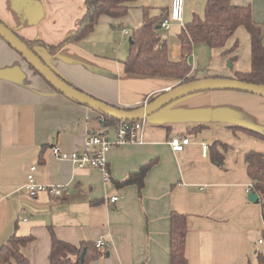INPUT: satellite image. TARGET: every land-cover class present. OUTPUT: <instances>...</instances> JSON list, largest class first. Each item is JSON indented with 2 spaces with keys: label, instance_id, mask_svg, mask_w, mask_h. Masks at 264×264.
<instances>
[{
  "label": "crops",
  "instance_id": "0c3cea01",
  "mask_svg": "<svg viewBox=\"0 0 264 264\" xmlns=\"http://www.w3.org/2000/svg\"><path fill=\"white\" fill-rule=\"evenodd\" d=\"M187 1L184 19L190 22L202 14V4ZM170 2L137 0L120 23L101 17L90 35L64 45L56 55L38 46L34 50L60 78L94 99L123 109L143 106L179 82L126 74L122 63L128 51H110L115 36L110 29L125 26L122 36H130L148 8L150 16L159 18L168 58L178 61L181 27L159 28ZM230 3L250 6L254 23H264V0ZM84 13L85 0H0V21L7 28L26 41L52 46L76 31ZM242 28L235 32L241 45L230 55L222 53L234 45L235 33L220 50L195 46L196 57L188 60L190 75L232 78L234 71L248 72L250 40ZM102 37L108 42L100 43ZM240 53L249 54V62L240 61ZM233 56L237 70L232 66L228 71L225 60ZM145 121L143 144L113 146L108 152L110 182L96 169L74 168L70 154L83 150L87 133L102 127L101 114L54 91L0 38V246L12 233L32 236L26 249L30 264H49L52 230L56 239L77 247L104 239L102 257L90 264H170L169 215L175 211L186 216V264H254L257 252L264 254V221L260 198L248 200L252 180L244 156L250 151L264 156V98L235 91L196 93ZM109 136L113 140V130ZM176 136L190 139L180 153L169 146ZM202 143L209 146L205 157ZM54 146L60 159L51 152ZM149 162L140 191L135 185H116ZM31 166L37 183L65 184L67 196L24 194L20 189ZM114 196L117 201L108 204Z\"/></svg>",
  "mask_w": 264,
  "mask_h": 264
},
{
  "label": "trees",
  "instance_id": "16d2710c",
  "mask_svg": "<svg viewBox=\"0 0 264 264\" xmlns=\"http://www.w3.org/2000/svg\"><path fill=\"white\" fill-rule=\"evenodd\" d=\"M136 1L85 0V13L76 31L55 46L40 41H26L16 33L14 34L27 44L29 49L36 55L38 54L34 49L38 46L46 49L53 56L58 54L64 45L79 41L90 35L101 17L120 23L128 14L131 4ZM158 20V17L150 16L146 8L142 9V22L139 27L130 32L132 43L129 44L128 55L122 63L126 74L172 79L179 82V84L193 81L195 80V75H190L192 66L188 60L192 55L194 47L203 44L210 51L223 49L236 30L239 27H243L249 35L250 40V70L245 73L234 71L232 78L264 86V46L262 43L264 23L262 24L263 26L254 23L250 6H235L230 3V0H207L203 16L193 15L191 21L185 23L181 28L177 36L180 43L181 56L175 62L168 58L166 42L158 34ZM237 47L238 44L236 42L229 50L224 51L222 54L224 56L230 55L236 51ZM235 60L236 56L229 58L230 63H233ZM44 64L46 63L44 62ZM27 65L33 70L29 64ZM33 72L39 76L34 70ZM48 86L50 85L48 84ZM53 90L56 91L55 89ZM152 99H149V102ZM120 122L122 121L102 116V127H114ZM127 122L134 123L135 121ZM198 129H202V127H198ZM245 132L253 137L263 138L256 132ZM223 148H227V146H223ZM217 156V158L221 159L219 153ZM244 161L247 165L248 175L252 180L251 192L260 198L264 221V156L258 152L250 151L245 154ZM151 165L152 162H149L139 167L137 171L130 173L128 177L117 182L116 185L118 187L135 185L140 191L143 186V179ZM169 226L170 264H186L184 255L186 216L175 211L171 212L169 215ZM50 235L49 264H90L99 260L103 255V251L96 248L92 243L83 242L77 247L56 239L52 230H50ZM262 239L264 242V230H262ZM32 241V236L22 237L16 235V233H12L0 246V264H30L26 255V249ZM254 264H264L263 253L257 252Z\"/></svg>",
  "mask_w": 264,
  "mask_h": 264
},
{
  "label": "water",
  "instance_id": "95a60500",
  "mask_svg": "<svg viewBox=\"0 0 264 264\" xmlns=\"http://www.w3.org/2000/svg\"><path fill=\"white\" fill-rule=\"evenodd\" d=\"M0 38L6 42L13 50L23 57L25 62L29 64L35 72L41 76L53 89L58 91L61 95L68 99L89 107L102 116L113 118L120 121H142L158 112L168 104L186 97L188 95L214 92V91H235L243 92L264 98V86L256 85L238 81L233 78L226 77H209L202 79H195L187 83L177 84L174 87L158 94L150 102L143 106L133 109H123L111 106L104 102L94 99L93 97L77 90L62 80L56 73H54L41 58L29 49L27 44L21 41L18 36L14 34L9 28L0 22ZM129 44L132 43L131 38L128 40ZM228 68L232 64L228 62ZM250 202H257L258 196L251 192L248 195ZM83 255V254H82Z\"/></svg>",
  "mask_w": 264,
  "mask_h": 264
},
{
  "label": "built area",
  "instance_id": "2783aa9c",
  "mask_svg": "<svg viewBox=\"0 0 264 264\" xmlns=\"http://www.w3.org/2000/svg\"><path fill=\"white\" fill-rule=\"evenodd\" d=\"M184 3L185 0H171L169 13L159 24V28L161 30L167 31L171 23H176L181 28L184 26ZM125 34H128V32L125 31ZM145 120L135 121L134 123H129L127 121L120 122L113 128V140H111L109 136V127H100L96 130L89 131L84 141L83 150L73 151L70 154V163L78 170L96 169L101 172L104 182H110V171L106 159L108 152L113 146L120 147L132 144H143V136L146 127ZM189 144L190 139L188 137L176 136L171 138L169 141V146L174 153L182 152ZM200 149L202 156H207L209 149L208 145L202 143L200 145ZM51 152L56 159H60V150L58 147H52ZM35 170V166H31L29 169V172L26 176V183L20 189L22 192H24V194L30 198H36L41 193H48L60 199H63L67 196L68 188L65 184L43 185L37 183L34 177ZM251 189L252 184L248 186V190L251 191ZM117 199L118 198L114 196L110 199H107V202L108 204H114ZM94 245L99 249L107 246L104 239L96 240Z\"/></svg>",
  "mask_w": 264,
  "mask_h": 264
},
{
  "label": "rangeland",
  "instance_id": "374dc122",
  "mask_svg": "<svg viewBox=\"0 0 264 264\" xmlns=\"http://www.w3.org/2000/svg\"><path fill=\"white\" fill-rule=\"evenodd\" d=\"M194 1H197V2H199V4L201 3L202 4V7H201V9H202V14H195V15H197V16H199V17H202L203 16V13H204V9H205V5H206V2H207V0H194ZM189 4V2L187 1V0H185V3H184V10L186 9V7H187V5ZM147 10H148V13L150 12V9H148V8H146ZM150 14V13H149ZM183 22H184V24L185 23H187V22H185V19H184V17H183ZM99 23V22H98ZM176 23H171V25H170V27H169V29L168 30H170V28L173 26V25H175ZM101 24H97V26L96 27H98V26H100ZM178 25V24H177ZM261 26H263L262 24H260ZM179 26V25H178ZM95 27V28H96ZM125 26H122V27H120L119 29L117 28V29H110V33L112 32V31H114V38H111L110 37V43H109V45H108V47H109V49H110V51H112L114 48H116L117 49V52H118V54H121V53H123V54H125L127 51H128V48H129V43H128V40H129V38H130V36H122V34H121V30H122V28H124ZM242 28V27H241ZM242 30H243V32L244 33H246V31H245V29H243L242 28ZM264 37V36H263ZM233 39H234V41H235V43L237 42V44H239V47H240V45H241V40H240V38L238 37V33H235V36L233 37ZM98 41H100V43H102V44H105V43H107L108 42V39L106 38V37H102V38H100V39H98ZM107 47V48H108ZM196 48H197V46H196ZM197 50V49H196ZM194 54H196V52L195 51H193V54H192V57L194 58ZM199 56V55H198ZM196 57V56H195ZM239 60L240 61H242L243 63H247V62H249V54H248V56H243L242 55V53H240L239 54ZM228 60H225V68H226V70H230V69H228L227 68V64H228ZM232 66H233V71H234V69L235 70H237L236 68H237V64H236V61H235V63L233 64L232 63ZM196 79V78H195ZM179 84V83H178ZM112 130H113V128L111 129H109V132L111 133L112 132Z\"/></svg>",
  "mask_w": 264,
  "mask_h": 264
}]
</instances>
